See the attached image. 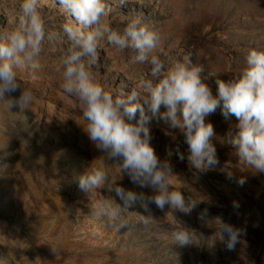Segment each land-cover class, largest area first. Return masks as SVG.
<instances>
[{
	"label": "rangeland",
	"instance_id": "374dc122",
	"mask_svg": "<svg viewBox=\"0 0 264 264\" xmlns=\"http://www.w3.org/2000/svg\"><path fill=\"white\" fill-rule=\"evenodd\" d=\"M21 2L0 0L1 27L15 26ZM106 3L110 11L104 23L122 31L130 20L140 19L158 30L168 56L191 55L194 64L203 66L201 79L214 96L217 79L227 81L241 70L250 49L264 50V0ZM40 12L48 30L60 31L63 23L74 22L58 0H41ZM67 46L66 40L54 46L46 43L39 57L41 69L18 72L22 87L34 93V102L24 113H7L0 104V264H264V174L239 164L226 143L238 120L225 118L220 108L205 118L213 125L212 143L219 160L206 171L188 164V146L179 130L157 118L149 125L156 155L173 166L170 190H179L186 203L197 202L190 214L168 206L161 210L155 204L145 211L137 203L123 213L129 227L119 231L91 215L92 206L101 200L113 198L121 205L122 201L106 188L88 195L79 189L76 178L90 166L104 170L110 183L125 190L146 195L153 190L120 176L117 162L104 157L83 131L86 121L79 102L59 87ZM99 52V67L89 70L106 91L127 94L141 79L151 78L150 66L133 63L130 50L101 41ZM11 124L26 132L11 136ZM177 149L184 154L183 161ZM137 214L150 216V222L144 225ZM219 220L243 230L232 250L226 247L227 234L219 232ZM181 228L192 234L194 243H175L172 232Z\"/></svg>",
	"mask_w": 264,
	"mask_h": 264
},
{
	"label": "clouds",
	"instance_id": "9594fccd",
	"mask_svg": "<svg viewBox=\"0 0 264 264\" xmlns=\"http://www.w3.org/2000/svg\"><path fill=\"white\" fill-rule=\"evenodd\" d=\"M127 3L128 0H119V6ZM58 4L74 19L63 23L60 31L46 28L40 12L41 0H22L15 26L0 27V104L7 113H24L33 104L34 93L22 87L18 72L36 73L41 69L39 57L46 43L54 46L68 42L61 56L59 87L79 102L86 121L83 131L104 157L117 162L120 176L126 175L139 188L153 190L152 195L125 190L110 183L104 170L90 166L76 178L79 189L88 195L106 188L122 201L121 205L113 198L101 200L92 206V216L106 219L119 231L129 227L123 213L137 203L145 211L149 204L161 210L168 206L185 214L195 209L196 201L186 203L179 190H170L173 166L168 161L161 162L150 143L149 125L153 118L179 130L188 146V164L197 171H206L219 160L212 143L213 125L206 123L205 118L220 108L225 118L235 116L238 120L235 134H229L226 143L234 150L239 164L254 174H264V50L250 49L241 70L227 81L217 79L214 96L201 79L203 66L194 64L191 55L183 59L168 56L161 47L159 31L140 19L130 20L118 31L103 22L110 11L106 0H58ZM101 41L119 50H130L133 63L150 66L151 78L141 79L127 94L106 91L89 70L99 67ZM17 92L19 95L15 96ZM161 106L166 111L160 112ZM22 132L26 131L10 125L11 136L21 137ZM176 152L183 161L184 154L179 149ZM228 175L231 178V173ZM244 182L238 180L240 185ZM233 208L238 209L239 204L233 202ZM138 219L147 225L151 217L138 215ZM219 232L227 234L228 250L234 249L243 235V230L221 220ZM172 238L180 246L194 243L185 228L173 231Z\"/></svg>",
	"mask_w": 264,
	"mask_h": 264
},
{
	"label": "water",
	"instance_id": "95a60500",
	"mask_svg": "<svg viewBox=\"0 0 264 264\" xmlns=\"http://www.w3.org/2000/svg\"><path fill=\"white\" fill-rule=\"evenodd\" d=\"M0 27H1V17H0Z\"/></svg>",
	"mask_w": 264,
	"mask_h": 264
}]
</instances>
